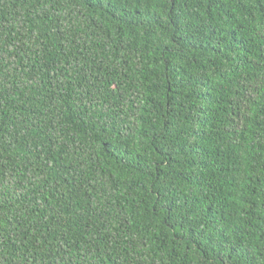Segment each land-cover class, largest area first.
I'll use <instances>...</instances> for the list:
<instances>
[{
    "label": "trees",
    "instance_id": "obj_1",
    "mask_svg": "<svg viewBox=\"0 0 264 264\" xmlns=\"http://www.w3.org/2000/svg\"><path fill=\"white\" fill-rule=\"evenodd\" d=\"M0 264H264V0H0Z\"/></svg>",
    "mask_w": 264,
    "mask_h": 264
}]
</instances>
